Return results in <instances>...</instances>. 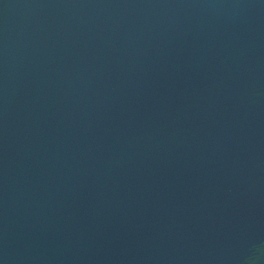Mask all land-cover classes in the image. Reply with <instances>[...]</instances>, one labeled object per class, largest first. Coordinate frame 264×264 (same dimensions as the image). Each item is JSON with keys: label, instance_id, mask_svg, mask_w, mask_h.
I'll list each match as a JSON object with an SVG mask.
<instances>
[{"label": "water", "instance_id": "95a60500", "mask_svg": "<svg viewBox=\"0 0 264 264\" xmlns=\"http://www.w3.org/2000/svg\"><path fill=\"white\" fill-rule=\"evenodd\" d=\"M0 264H264V0H0Z\"/></svg>", "mask_w": 264, "mask_h": 264}]
</instances>
